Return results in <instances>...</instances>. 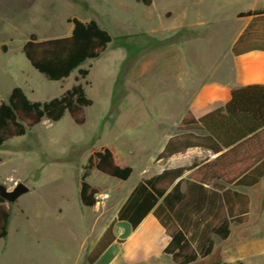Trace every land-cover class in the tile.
Masks as SVG:
<instances>
[{"label": "rangeland", "instance_id": "rangeland-1", "mask_svg": "<svg viewBox=\"0 0 264 264\" xmlns=\"http://www.w3.org/2000/svg\"><path fill=\"white\" fill-rule=\"evenodd\" d=\"M256 4L264 0H230L223 10L210 0H155L149 6L135 0H0V102L14 87L31 101L46 102L76 83L92 100L83 124L67 114L58 122L43 120L0 147V185L28 188L13 204L3 200L10 219L0 239V264H87L117 202L137 178L166 165L156 160L161 133L176 131L172 120L185 112L182 104L228 50L237 14ZM197 12L202 24H183L185 15ZM72 18L95 20L112 41L79 67L88 69L85 79L77 82L75 70L62 81H49L30 66L22 45L30 34L40 41L69 36ZM102 145L112 147L133 175L119 183L90 172L86 180L104 192L94 208L83 207L79 179L90 150ZM224 257V243L216 238L209 259Z\"/></svg>", "mask_w": 264, "mask_h": 264}, {"label": "trees", "instance_id": "trees-1", "mask_svg": "<svg viewBox=\"0 0 264 264\" xmlns=\"http://www.w3.org/2000/svg\"><path fill=\"white\" fill-rule=\"evenodd\" d=\"M153 1L135 0L144 6ZM237 17H254L255 22L264 27V10L240 12ZM69 23L72 29L67 37L40 41L35 34H30L22 45L21 51L30 66L49 81H62L75 70L77 82L85 79L89 71L79 67L97 59L112 41L109 33L95 20L82 22L72 18ZM233 52L238 54L236 45ZM91 105L92 100L81 83L46 102L31 101L20 87H14L7 100L0 102V147L14 137L25 135L43 120L54 123L67 114L75 124L81 125L85 121V110ZM177 131L178 134L157 154L156 160L167 159L193 147L207 149L217 155L216 158L191 172L189 180H183L182 176L195 165L165 170L142 180L88 253L87 264H93L116 240V221H125L135 229L153 209L165 229L172 219L181 226L180 230L171 231L170 242L164 249L176 264H189L210 255L212 235L225 240L231 223L246 222L248 198L229 186H252L264 175V86L233 89L224 107L199 119L187 111ZM258 147L260 149L256 150ZM92 171L119 183L126 182L133 173L132 167L119 160L112 147L92 148L78 188L79 203L87 208H94L96 196L104 192L103 187L86 180ZM176 180L178 182L166 192ZM182 181L186 183L185 192L180 191ZM160 199L162 202L158 204ZM3 202L0 198V239L7 236L10 219V212ZM191 213L199 218L193 224L188 218ZM199 225H203L201 230ZM190 227L191 234L188 235Z\"/></svg>", "mask_w": 264, "mask_h": 264}, {"label": "crops", "instance_id": "crops-1", "mask_svg": "<svg viewBox=\"0 0 264 264\" xmlns=\"http://www.w3.org/2000/svg\"><path fill=\"white\" fill-rule=\"evenodd\" d=\"M210 1L215 5V8L223 10V6L230 0ZM255 10H264V5L256 4L253 9L247 11ZM166 16L170 17L171 13H167ZM184 17L188 21L184 20L183 24L186 23L189 27L202 24L204 19V16L199 12L192 14V18L188 17V15ZM238 22L239 25L228 43V50L221 51L217 57L218 61L215 64L213 73L209 74V77L199 87L193 89L192 95L182 104V106L186 107L185 112L178 114L177 120H172L175 123L176 131L168 133L165 130V133H161L157 154L164 149L170 138L178 134L177 127L187 111L195 119H199L218 108L224 107L229 102L233 89L251 85L264 86V27L259 22H255L254 17L238 18ZM151 31L153 32V30ZM235 45L238 49V54L233 52ZM182 80L179 85L180 89L183 86ZM259 149L260 147L256 148V150ZM216 156L207 149L193 147L183 153L174 154L167 159L158 160L165 161L166 165L162 166L158 172L151 176L136 179L128 192L122 197L123 199L121 198L122 201L119 200V203L117 202L112 218L104 225L100 236L108 225L116 219L119 209L142 180L159 175L165 170L188 168L195 165L192 170L183 174L182 179L187 180L191 172L213 160ZM178 180L166 192H169ZM229 188L247 196L249 203L246 222L242 224L231 223L229 225V235L225 240H221L224 243V259L213 261L209 259L213 253L217 238L212 235L213 249L210 255L198 258L189 264L264 263V175L252 186H229ZM185 190L186 183L182 181L180 191L185 192ZM161 202L162 200L160 199L158 204H161ZM153 212L154 209L142 219L135 229H132L125 221H116L114 224L116 240L93 264H176L170 255L164 253V249L170 242L169 234L171 231L173 229L178 231L181 226L176 220L172 219L168 223V229H165ZM188 218L192 224L199 220L198 216L193 213ZM202 228L203 225H199V229L201 230ZM199 231L197 232L198 234H200ZM187 233L188 235L191 234V227L188 228Z\"/></svg>", "mask_w": 264, "mask_h": 264}, {"label": "water", "instance_id": "water-1", "mask_svg": "<svg viewBox=\"0 0 264 264\" xmlns=\"http://www.w3.org/2000/svg\"><path fill=\"white\" fill-rule=\"evenodd\" d=\"M27 192L28 188L22 183H18L12 190H7L3 185H0V198L8 204H13L19 197Z\"/></svg>", "mask_w": 264, "mask_h": 264}, {"label": "built area", "instance_id": "built-area-1", "mask_svg": "<svg viewBox=\"0 0 264 264\" xmlns=\"http://www.w3.org/2000/svg\"><path fill=\"white\" fill-rule=\"evenodd\" d=\"M108 197V195H101L100 196V199H105V198H107Z\"/></svg>", "mask_w": 264, "mask_h": 264}]
</instances>
